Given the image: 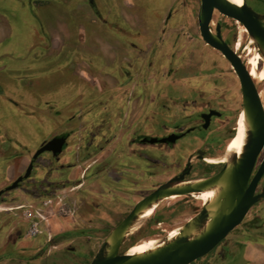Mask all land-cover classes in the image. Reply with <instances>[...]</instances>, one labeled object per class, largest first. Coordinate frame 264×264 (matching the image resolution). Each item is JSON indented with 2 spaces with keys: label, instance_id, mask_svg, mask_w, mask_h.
<instances>
[{
  "label": "rangeland",
  "instance_id": "rangeland-1",
  "mask_svg": "<svg viewBox=\"0 0 264 264\" xmlns=\"http://www.w3.org/2000/svg\"><path fill=\"white\" fill-rule=\"evenodd\" d=\"M96 2L110 3L109 9L99 10V17L97 12L93 16V7L85 0H0V130L6 127L7 134L18 141L11 144L6 134L0 138V152L5 153L0 155V183L7 164L15 166V174L9 171L0 192L24 174L27 162L19 163L22 153L30 156L42 141L53 135L70 130L78 132L67 150L75 149V155L79 156L75 163L79 168L69 177L66 171L58 172L59 182H54L53 191L45 197L50 198L49 204L36 197L31 208L36 211L32 219L36 223L34 233L29 232L33 221L25 217L29 207L24 200L30 191L24 186L28 182L22 181L19 190L0 193L3 194L0 196V264H89L123 213L129 210L133 200H111L110 197L101 200L89 192L96 171L92 164L94 158L86 152L80 155L84 141L91 140L83 134L92 129V124L98 125L101 117L107 118L99 131L101 139L104 136L106 141L116 144L127 128L128 121L109 115L113 102L108 100L111 94L108 77L119 66L127 69L128 59L134 58V70L145 62L148 68L162 70L165 75L167 66H196L197 61L204 64L206 59L215 63V57H208L206 52L201 56L198 52L200 58H197L194 44L187 36L194 32L192 24L196 21L198 0ZM168 15L170 20L163 26ZM102 17L103 22H96ZM98 36L104 37L105 45H119L124 47L123 51L114 53L103 47ZM106 36L111 39L108 41ZM224 36L230 43L238 38L242 47L260 54L255 43L226 19ZM156 40L151 50L150 44ZM143 44H148V55L135 58L139 49H144ZM238 54L244 59V52L238 51ZM150 71L149 79L154 75ZM135 103L132 105L134 119L139 115V103ZM70 115L74 119H68ZM93 115L97 118H91ZM78 147L80 151L76 150ZM47 161L36 162V179L41 177L44 168L50 172L70 165L60 162L50 166ZM84 171L87 184L71 191L65 188L80 184L82 180L78 176ZM67 177L69 180L63 182ZM14 203L26 206L8 212ZM200 209L190 198L166 201L156 210L161 218L159 229L151 232L143 226L136 239L163 237L168 230L183 226ZM243 239L250 240L242 244L249 258L241 264H264V202L245 217L226 242ZM134 240L132 237L122 246L128 247ZM194 264H217V261L209 255Z\"/></svg>",
  "mask_w": 264,
  "mask_h": 264
},
{
  "label": "flooded vegetation",
  "instance_id": "flooded-vegetation-1",
  "mask_svg": "<svg viewBox=\"0 0 264 264\" xmlns=\"http://www.w3.org/2000/svg\"><path fill=\"white\" fill-rule=\"evenodd\" d=\"M87 2L89 5L92 4V0H87ZM243 2L257 15L264 17V0H243ZM198 8L199 2L196 21L192 24L194 32L187 36L190 38V42L194 44L193 47L195 52H197V58H200L197 56L198 52L200 56L206 52L208 57H215L213 62H217V64L211 63L212 61L210 62L209 59H206L204 64L202 63L203 61H197L196 66H167L165 75H163L162 70L158 72L153 67L148 68V64L145 65V62L140 64L138 70H134L132 64L134 58L132 60L128 59L130 66L127 69L119 66L113 72L114 76L108 77L111 82V94L108 100L113 102L110 105L111 111L109 115L116 120L124 119L128 121L127 128L119 136V141L116 144L111 143L110 140L106 141L104 136L101 139L102 136H100L101 132L99 131L101 125L107 121V118L101 117L98 125L93 126L92 124V131L90 130L88 133L83 134L84 138L90 137L91 140L84 141L85 145L81 147L83 148L81 151L80 147L76 148L77 151H80V155L82 152H86L92 155V159L94 158L92 164H94L93 168L96 171L92 176V183L89 185L92 186L89 192L94 197L101 200H109L110 198L111 200L123 198L128 201L133 200L130 203L129 210L123 213L122 219L130 213L137 202L159 186L168 183L170 189L182 188L173 184L192 180L202 182L204 179L215 176L227 166V164L208 163L207 159L220 157L224 153L227 143L234 137L237 119L240 113L244 112L242 89L240 81L229 62L220 52L202 41L197 23ZM224 19L232 21L239 27L240 23H235L236 21L221 16L214 10L208 25L209 32L215 35L216 27L219 26L221 39L239 57L241 64L247 70L245 57L241 59V55L238 54V51H241L246 56V48L242 47L240 42V48L235 50V44L240 39L236 38L230 43L224 36ZM169 20L168 15L163 21V26ZM244 35L251 39L248 33H244ZM252 41L255 43L260 55H263L264 53H262L259 45L254 40ZM156 44L157 40L150 44L151 50L154 49ZM147 45L143 44L142 47L144 49L140 48L139 54L135 58L141 57L143 54L144 56L148 55ZM159 45L157 46L160 47ZM125 59V57H122L123 61H126ZM149 69L154 74L150 79L148 77V74L151 73ZM247 72L249 71L247 70ZM254 86L257 94H259L255 83ZM149 97L150 101H148ZM137 101L139 103V115L134 119L132 105ZM73 117L70 115L68 119L72 120L74 119ZM91 118L96 119L97 116L93 115ZM247 123L249 126L248 120ZM249 130H251L250 127ZM77 133L74 130H70L53 135L42 141L31 153L27 167L32 163V169L29 177L24 182H28V185L24 186V188L30 191L27 194V200L35 201L36 197L46 200L47 198L45 197L53 191L52 186L56 184L54 182H59V171H66L69 177L73 170L79 168L77 164L75 165L79 158L78 155H75V149L71 152L67 150L69 142L75 138ZM60 136L65 138V143L59 155L53 157L50 152L45 151L35 160H32L34 153L47 141ZM244 150L245 148L237 155L238 160ZM71 153L74 155H70ZM39 159L48 160L47 163L50 166H55L60 162L61 164L67 163V165H70L66 169L61 167L60 170H51L50 172L49 168H44L40 173L41 177L36 179L35 171L38 170L36 162ZM47 172H49V175L46 177ZM68 177L63 182L68 181ZM78 178L82 180L80 184L65 188L71 191L87 184L86 171L82 172ZM253 179H255L253 197H258V200L250 207L246 216L257 205L264 202V144L256 155L248 174L247 187ZM21 184V182L18 183L16 188L11 191L21 189ZM2 195L0 194V196ZM182 196V198L192 199L203 209L204 206L189 197V194ZM48 199L50 200V198ZM24 201L27 206H30L26 200ZM164 202L166 201H163L155 209L143 225L147 226L151 232L158 230L161 226V218L156 215V210ZM24 203H14L11 206L12 209H7V211H18L26 206ZM192 218H189L186 223ZM137 235L125 239L126 241L123 244L130 238H135L134 242L128 247H120L121 253L125 252L124 248L126 250L129 249L139 240L150 238L139 237L136 239ZM227 237L202 258L212 255L216 259L217 264H228L227 260L231 261L230 264L243 263L245 252L242 244L250 243V240L243 239L227 243ZM202 258L191 264L198 262Z\"/></svg>",
  "mask_w": 264,
  "mask_h": 264
},
{
  "label": "water",
  "instance_id": "water-1",
  "mask_svg": "<svg viewBox=\"0 0 264 264\" xmlns=\"http://www.w3.org/2000/svg\"><path fill=\"white\" fill-rule=\"evenodd\" d=\"M198 1L197 23L202 41L222 54L233 67L241 84L244 113L251 128L244 153L229 169L224 167L215 176L204 179L196 185L178 189H169L168 183L159 186L137 202L130 213L111 230L89 264H191L207 255L234 228L239 226L250 207L258 200V197H253L255 179L248 187L246 184L254 159L264 144L263 109L249 72L241 64L239 57L221 39L219 26L216 27L215 35H212L209 32L208 25L215 10L221 16L240 23L264 53V17L257 15L245 2L242 3L241 7H237L227 0ZM64 143L65 138L62 136L50 139L34 153L32 160H35L45 151L50 152L53 157L59 155L62 152ZM31 169L32 163L28 165L22 176L18 177L15 182L0 193L15 189L18 183L29 177ZM215 183H223L225 189L217 200L216 211L207 229L198 237L190 240L187 236L181 234L163 247L141 256H129L126 255V252H120V247L123 244V234L141 209L161 198L199 193ZM207 218L208 213L203 208L189 223L183 225V229L199 227ZM108 238H110V244L107 246L106 240ZM106 249H108L107 253H105Z\"/></svg>",
  "mask_w": 264,
  "mask_h": 264
},
{
  "label": "bare ground",
  "instance_id": "bare-ground-1",
  "mask_svg": "<svg viewBox=\"0 0 264 264\" xmlns=\"http://www.w3.org/2000/svg\"><path fill=\"white\" fill-rule=\"evenodd\" d=\"M229 3L241 7L243 0H227ZM237 23V22H235ZM238 26V25H237ZM241 34L247 33L245 28H243L239 24ZM249 43H252L250 40ZM240 48V40L235 44V50ZM246 52V68L249 71V75L251 79L254 81L255 85L258 89V95L261 100L263 109H264V54L260 55L258 53H251L249 48L245 49ZM250 125L248 126L247 118L244 112H241L236 123L235 135L234 137L227 143L224 153L218 158H209L207 159L208 163L211 164H227V169H229L235 161L238 160V154L245 148L248 137ZM251 129V128H250ZM201 183V181H189L185 183H176L174 186L178 187H186L192 186ZM169 187V186H168ZM170 189V187H169ZM225 189V185L223 183H215L209 187H206L201 191V193H191L189 197L193 198L195 201L199 202L203 205L204 209L208 213V218L201 223L199 227H190L187 230L183 229V226H177L167 231L165 236L163 237H150L147 239H141L132 245L129 249L125 250L126 255L129 256H141L147 253L153 252L156 249L163 247L164 245L172 242L181 234L187 236L190 240L195 239L201 233H203L209 223L211 218L213 217L216 211V203ZM208 191V192H205ZM183 196L173 195L167 197L166 199H159L155 202H152L147 207L141 209L131 222V224L127 227L123 234V242L125 239L137 235L139 230L144 225L145 221L149 219L155 209L163 202V201H174L178 198H182ZM193 219V218H192ZM192 219H190L187 223H189ZM155 231V230H154ZM107 246L110 244V238L106 240ZM108 252V249L105 250V253Z\"/></svg>",
  "mask_w": 264,
  "mask_h": 264
},
{
  "label": "crops",
  "instance_id": "crops-1",
  "mask_svg": "<svg viewBox=\"0 0 264 264\" xmlns=\"http://www.w3.org/2000/svg\"><path fill=\"white\" fill-rule=\"evenodd\" d=\"M85 2H86V4H88L89 5V3L87 2V0H85ZM90 6H92L93 7V10H94V17L96 16V12L98 13V17L99 16H101L100 15V13H99V10L101 9V8H103V9H109V7H110V3H107V2H102V3H98V2H96V0H92V4H90ZM95 19V18H94ZM104 20H103V17L102 18H99L96 22H103ZM128 22H131L130 20H128ZM131 24V23H130ZM131 26H132V24H131ZM104 37L103 36H98L97 37V39H98V41L99 42H101V44L103 45V47H107L108 49H110V50H112L114 53H116V52H121V51H123V49H124V47H122V46H119V45H115V44H113V45H105L104 44V42L106 41L105 39H103ZM106 38H107V36H106ZM108 39H111V37L109 36L108 38H107V40ZM109 41V40H108ZM84 79V78H83ZM108 87L110 88L111 87V82H110V80H108ZM8 126V125H7ZM8 129L5 127V128H2V130H0V138H2V135H4V134H6V137H7V139H8V141L11 143V144H16V143H18V141L17 140H15L14 141V138H12V136H10V135H8L7 134V131ZM1 131H3L2 133H1ZM4 154L5 153H1L0 152V155L1 156H4ZM29 157L30 156H25L24 155V153H22V156L19 158V155H18V157L17 158H19V163L20 162H27V164H28V162H29ZM71 158V157H70ZM69 158V160H71ZM14 161V160H13ZM11 167V168H10ZM10 169H12V170H10ZM14 170H15V166H10V164H7V166L5 167V175H4V177H3V181L0 183V185H4L5 184V181L9 178V171H11V175L13 174H15V172H14ZM6 177V178H5ZM26 202L30 205V206H32V204H34V201H32V200H27L26 199ZM244 258L245 259H248L249 258V255H248V253H246L245 252V254H244Z\"/></svg>",
  "mask_w": 264,
  "mask_h": 264
},
{
  "label": "built area",
  "instance_id": "built-area-1",
  "mask_svg": "<svg viewBox=\"0 0 264 264\" xmlns=\"http://www.w3.org/2000/svg\"><path fill=\"white\" fill-rule=\"evenodd\" d=\"M49 203H50L49 199H46L44 201V204H46V205L49 204ZM28 207H29L28 210L25 211V217L28 218V219L31 218V221H33L31 226H30V228H29V232L34 233L35 232V228L34 227H35L36 223H34V220H32V219H35L36 211L34 209H31L32 206H28Z\"/></svg>",
  "mask_w": 264,
  "mask_h": 264
},
{
  "label": "trees",
  "instance_id": "trees-1",
  "mask_svg": "<svg viewBox=\"0 0 264 264\" xmlns=\"http://www.w3.org/2000/svg\"><path fill=\"white\" fill-rule=\"evenodd\" d=\"M123 250L125 251L126 249L124 248Z\"/></svg>",
  "mask_w": 264,
  "mask_h": 264
}]
</instances>
